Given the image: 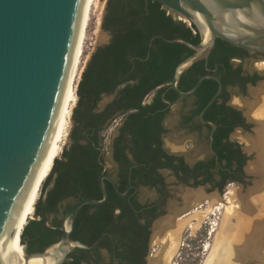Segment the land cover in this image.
Wrapping results in <instances>:
<instances>
[{"label":"trees","instance_id":"1","mask_svg":"<svg viewBox=\"0 0 264 264\" xmlns=\"http://www.w3.org/2000/svg\"><path fill=\"white\" fill-rule=\"evenodd\" d=\"M101 28L109 33L110 39L91 53L77 82V99L71 114V144L63 149L59 159L53 160L48 175L40 183L42 196L33 206L34 218L27 220L20 234V243L26 246L27 253L42 252L59 239L60 221L80 197L100 199L97 178L104 163L100 155L101 143L103 132L114 120L122 119L118 134L112 140L113 160L119 165L114 180L118 191L124 190V179L132 164L127 158V148L137 166L131 170V178L138 174V169L152 165L158 154L154 147L157 140L155 130L159 117H162L158 110L164 106L160 94L165 92V88L155 91V87L169 82L177 63L192 53L185 45L168 43L163 38H179L194 46L201 43L193 25L168 14L156 0H107ZM154 36L161 38H154L149 45ZM242 52V49L217 39L208 58L186 69L177 85L180 91H187L199 76L208 74L207 69L216 67L213 75L220 80L222 91L205 110L203 118L216 126L212 134V149L223 175L233 162L240 161V156L231 143L222 141L235 119L233 110L224 104L227 96L222 97L224 87L231 82L222 72L237 74L238 70L230 69L229 59ZM216 89L214 80L201 81L194 92L196 109L193 114L201 110ZM153 92L152 102L144 104L145 97ZM102 96L111 99L99 108ZM163 98L172 99V96L166 91ZM209 164H213V160ZM170 167L176 174L188 176L189 171L185 167ZM50 182L52 184L48 188ZM225 183L223 180L216 187L221 191ZM104 185L107 201L100 206H82L79 209L72 225V240L90 245L100 234L107 232L113 240L120 241L122 231L117 221L123 214V199L107 181ZM199 185L200 182L196 181L191 187ZM116 209L120 213L114 214ZM109 242L108 237L103 236L93 251L73 249L64 264H99L100 255L96 250ZM116 256L121 257L117 252Z\"/></svg>","mask_w":264,"mask_h":264},{"label":"water","instance_id":"2","mask_svg":"<svg viewBox=\"0 0 264 264\" xmlns=\"http://www.w3.org/2000/svg\"><path fill=\"white\" fill-rule=\"evenodd\" d=\"M156 1L182 22L193 25L201 37L198 46L179 38L165 39L192 51L175 66L169 88L180 97H188L202 80H214L217 89L199 112L200 122L214 130V124L201 116L218 97L222 88L220 80L204 74L182 92L177 88L180 76L193 63L205 61L217 39L246 52L264 55V0ZM85 4L86 0H0V243L17 215L53 129ZM104 181L118 196H124L125 192H119L114 181L101 173L97 178L100 199L80 197L62 217L59 239L42 252L27 253L22 245L24 264L33 257H49L45 264H64L73 249L90 251L101 237L108 236L102 233L90 245L70 238L79 209L107 201ZM180 188L203 190L201 186Z\"/></svg>","mask_w":264,"mask_h":264},{"label":"flooded vegetation","instance_id":"3","mask_svg":"<svg viewBox=\"0 0 264 264\" xmlns=\"http://www.w3.org/2000/svg\"><path fill=\"white\" fill-rule=\"evenodd\" d=\"M167 13L174 15L168 11ZM177 20H179L178 17ZM107 35L109 41L110 35L109 33ZM154 38L161 37H152L150 43ZM163 40L165 41V38ZM259 59H264V55L243 50L242 53H237L229 59L230 69L238 70L237 74L224 72L225 70L222 72L231 81L224 87L222 92V97L224 95L227 96L224 104L233 110V117H235L231 123L232 129L222 141L231 143L233 148L238 150L240 156V161L233 162L224 175L220 171L221 165L217 163L212 149V134L216 131V126L214 125L215 129L211 130L207 123L200 122V111L197 114H193L196 109V96H194V93L188 97H180L174 90L169 88L170 81L160 83L155 87V91L165 88V92L168 91L170 96H172V99L165 100L163 98L165 92L160 94V99L164 106L158 110L162 117H159V123L155 130L157 140L154 147L157 148L158 154L154 158L152 165L138 169V174L131 178V170L136 169L137 166L133 162L129 148L126 149L127 158L132 164L128 167L127 175L124 179L125 187L121 193L125 192V194L124 196H119L123 199L124 207L123 214L120 220L117 221L122 234L119 241L113 240L109 233L104 232L108 234V236H104H107L110 242L96 250L100 255L99 264H149V261L154 259L156 254L164 247L168 226L174 225L176 222L182 223L180 220H182L184 214L175 216L174 207L170 204L171 199L174 197L172 186L191 187L196 181L200 182L199 186L203 188L202 193L204 196L211 192H216V196L222 200L224 198L223 191L227 184H232L234 189L239 192V199H241L239 206L245 207L248 215L243 218L244 220H242V217L241 220H238L236 216L233 217V227L241 225L242 222V227L244 228L239 235L235 236L236 240H238L237 249L239 251L236 263L264 264V203L263 205L259 204L261 201L260 197L264 196V178H259V175L250 169V166L257 162L256 155L259 150L253 143L255 142L254 137L257 129L253 130V127L257 126L259 122L257 123L247 118L255 116L245 114L244 109L236 105L233 106L230 102L232 97L244 99L247 89L254 88L261 80L262 76L258 72L250 71L243 67L245 62L252 61L256 64L254 61ZM207 71L208 74L213 75L217 69L214 67L213 69H207ZM153 96L154 92L146 96L143 103L152 102ZM252 106L261 110L260 107L254 106V104ZM172 110L175 112L172 113ZM203 114L201 118L204 121L212 122L203 118ZM121 125L122 119L119 118V122L115 125V135L112 140L117 136L118 128ZM234 132L244 135L249 143L247 149L242 147L238 137L231 139V134ZM166 139H175V142L165 146ZM112 140L109 154L114 165V171H108L103 163L101 173L114 181L117 172H119V165L113 160ZM196 147L200 151L201 156L194 159L192 154ZM100 155H102V148L100 149ZM191 157V160L187 159ZM211 160H213V164L207 165ZM249 160L252 162L247 165ZM170 165L185 167L189 171L188 176L184 177L181 173L176 174ZM208 177L209 180H207ZM223 180L226 183L220 191L216 185L221 184ZM149 182H153V184L149 185ZM214 185L215 187L212 188ZM143 190L150 191L153 194V198L143 199L141 196ZM177 199L180 201L179 197ZM240 211L238 212L240 213ZM118 213H120V210L116 209L114 214ZM245 225L251 226V229ZM182 233L183 229L181 228L178 239L179 247L180 244L184 243ZM93 249L90 251H93ZM116 252L120 253L121 257L116 256ZM102 254H104L103 258ZM166 264H173V262Z\"/></svg>","mask_w":264,"mask_h":264},{"label":"bare ground","instance_id":"4","mask_svg":"<svg viewBox=\"0 0 264 264\" xmlns=\"http://www.w3.org/2000/svg\"><path fill=\"white\" fill-rule=\"evenodd\" d=\"M96 1V0H95ZM92 3V0H86L85 9L83 13V18L81 22V27L78 35V40L66 83L65 91L61 99L60 107L55 119L53 129L50 133L44 154L40 163L38 164L33 178L30 182L29 188L25 194V197L21 201L17 215L15 216L13 222L11 223L8 232L6 233L4 239L0 243V264H24L23 261V246L20 243V234L25 226L27 220H29L33 214V204L35 203L38 197V191L40 183L48 175L53 160L57 158L61 151V146L67 136L69 124H70V114L71 109L75 104V83L79 78V73L81 68L79 66L81 48L83 44V34L84 27L86 23V16L89 11V7ZM184 20V19H183ZM204 39L206 34H204ZM259 97L254 102V106L261 108L260 114L262 117L259 122V127L256 128V136L254 137L255 146L258 147L257 153V162L250 166V169L259 175V178H264V87H261L257 90ZM257 95V96H258ZM253 107V106H252ZM253 140V141H254ZM254 147V145H253ZM259 184V183H258ZM185 197V196H184ZM201 197L200 192H194L192 198L194 201H197ZM185 198H188L187 196ZM209 202L215 200L214 196H209ZM188 200V199H187ZM260 202L263 205L264 199L260 197ZM257 202V203H258ZM235 203V204H234ZM243 203V202H242ZM241 204V199H239V192L234 189L226 193L224 198L217 202L215 205H212L203 212H199L198 208L193 210L190 213L183 215L182 223L188 226L189 229L193 231L198 227L200 221H202L201 213L212 214L210 209H214L219 212L221 215V221L217 224V228L210 229V236L213 237L212 244L206 243L204 247L205 258L201 264H237L236 258L238 251V240L235 236L241 232L244 228L239 224L237 227H232L229 225V221L232 217L236 216L238 220H244L246 217L245 207L239 206ZM260 204V205H261ZM235 205V206H234ZM243 205V204H242ZM256 206V205H255ZM255 209V208H254ZM239 210L240 213L238 212ZM245 212H243V211ZM247 210V209H246ZM203 215V214H202ZM203 215V217H205ZM189 221H194L189 224ZM182 223H177L174 225H169L166 229L167 236L165 239L164 247L156 254L154 259L149 261V264H166L171 263L173 257L177 255L179 248L178 239L181 228L184 226ZM250 224V223H249ZM252 224V223H251ZM249 226V225H245ZM214 227V226H213ZM246 227V228H247ZM251 229V226H249ZM253 227V226H252ZM245 228V229H246ZM240 240V239H239ZM50 260L49 257L43 259L39 257L30 258L27 264H45ZM175 264V263H173Z\"/></svg>","mask_w":264,"mask_h":264},{"label":"rangeland","instance_id":"5","mask_svg":"<svg viewBox=\"0 0 264 264\" xmlns=\"http://www.w3.org/2000/svg\"><path fill=\"white\" fill-rule=\"evenodd\" d=\"M106 1L107 0H96V1L92 0V3L89 7V11L86 16V23L84 27V34H83L84 38H83L80 63H79L81 71L84 68L87 59L89 58L91 53L95 50V48L105 43L108 39L107 33L103 31L101 28L102 18L105 13ZM184 23L187 24L186 22ZM254 62L256 64H254L252 61L245 62L243 67L250 71L258 72L259 75L262 76L261 80L257 83V85L254 88L247 89V94L244 99H239L238 97H232L230 102L233 106L236 105L244 109L245 114H248V115L252 114L253 116H255V117H247V118L252 119L258 123L261 120L260 117H262L261 115H259L260 109L253 108L252 104H254V102H256V99L259 97L257 90L261 87H264V59L255 60ZM80 73H79V76H80ZM77 82L75 83V89H76ZM76 99H77V96L75 97V104H76ZM110 99L111 97L102 96L101 100L98 103V107L101 108L103 105L109 102ZM74 106L72 107V109L74 108ZM72 109H71V114H72ZM174 112L175 111L172 110V113ZM71 114H70V124L68 128L67 136L61 146L60 154L56 159H59L63 149L68 148V146L71 144L70 134L73 129V121L71 119ZM118 122H119V118L114 120L110 124V126L103 132L104 139L101 143L104 165L106 166V169L110 172L114 171V165L110 159V154H109L110 143H111L112 138L115 135V129H116L115 125ZM257 127L258 125L254 126L253 130H255ZM236 137H238V140L240 141L244 149H247L249 147V143L245 139L244 135L238 134L236 132L231 134V139L236 138ZM174 142H175V139H166L165 146L166 145L168 146L169 143H174ZM192 156L194 159L201 156V153L197 147L194 149ZM187 159L191 160L192 157L187 158ZM256 159H257V155H256ZM250 162L252 161L249 160L247 165L250 164ZM51 184L52 182L48 184V188L51 187ZM40 187L41 186H39L37 199L40 196H42L40 193ZM172 188L174 190V195H173L174 197L171 199L170 204L174 207L173 209L176 212L175 216H180L181 214L190 213L197 208L199 212L200 211L203 212L209 207H211L212 205H215L217 202L221 201V199H219L216 196V192H211L207 196H204L202 193L203 190H200V188L182 189L179 186H175V185H173ZM230 190L233 191L234 187L232 186V184H227L226 187L224 188L223 195L225 196L226 193ZM194 192H200L201 197L197 201H194L193 199H191L192 194ZM141 194H142L141 196L143 199L153 198V194L148 190H143ZM184 196L185 197L187 196L188 198H185ZM209 196H214L215 200L212 202H209L207 199ZM178 197L180 198V201L177 199ZM262 197L264 199L263 195ZM246 208L249 209L248 207ZM210 211L212 212V214L205 215L204 213H201L202 221H200V223L198 224V227L193 231V233H192V230L189 229L188 226L185 225L187 224L186 222L184 224L182 223L184 225L182 227L183 229L182 240L185 243V246H183L181 249L178 248L177 255L173 257L171 262L175 264H201L202 263L203 259L205 258L204 247L206 243L212 244L213 242V237H211L208 232L212 228H217V224L221 220V215L219 214L218 211L214 209H210ZM202 214L205 215V217H203ZM33 218L34 216L32 214L30 219H33ZM193 222L194 221H189L188 223L191 224ZM232 223H234L233 217L229 221V225L233 227L234 225H232ZM103 257H104V254H102V258Z\"/></svg>","mask_w":264,"mask_h":264},{"label":"built area","instance_id":"6","mask_svg":"<svg viewBox=\"0 0 264 264\" xmlns=\"http://www.w3.org/2000/svg\"><path fill=\"white\" fill-rule=\"evenodd\" d=\"M187 25H189V24H187ZM209 232H210V231H209ZM209 232H208V233H209ZM183 246H185V243L180 244V247H179V248L181 249Z\"/></svg>","mask_w":264,"mask_h":264}]
</instances>
